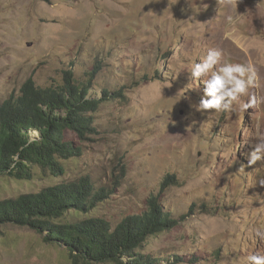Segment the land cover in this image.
Instances as JSON below:
<instances>
[{
    "label": "rangeland",
    "instance_id": "374dc122",
    "mask_svg": "<svg viewBox=\"0 0 264 264\" xmlns=\"http://www.w3.org/2000/svg\"><path fill=\"white\" fill-rule=\"evenodd\" d=\"M228 16L239 21L230 26ZM209 48L255 69L259 86L243 102L264 96V0H0L1 97L29 79L63 83L68 71L92 79V93H111L87 135L66 131L82 153L60 160L63 176L33 167L28 180L0 177V202L89 177L110 191L96 214L114 225L154 199L178 221L144 244L158 264H246L264 254L254 235L264 229V160L248 163L264 136V103L196 111L205 86L190 70ZM0 264L115 263L7 225Z\"/></svg>",
    "mask_w": 264,
    "mask_h": 264
},
{
    "label": "trees",
    "instance_id": "16d2710c",
    "mask_svg": "<svg viewBox=\"0 0 264 264\" xmlns=\"http://www.w3.org/2000/svg\"><path fill=\"white\" fill-rule=\"evenodd\" d=\"M92 79L80 80L68 71L63 83L40 87L29 79L20 93L0 96V177L21 180L40 167L61 177L60 160L79 157V147L66 139V131L87 135L94 115L111 93H92ZM110 191L89 177L65 181L38 193L0 202V228L28 226L44 234V240L68 248L73 255L95 263L158 264L144 253L148 238L178 225L154 199L148 210L112 224L96 214Z\"/></svg>",
    "mask_w": 264,
    "mask_h": 264
},
{
    "label": "clouds",
    "instance_id": "9594fccd",
    "mask_svg": "<svg viewBox=\"0 0 264 264\" xmlns=\"http://www.w3.org/2000/svg\"><path fill=\"white\" fill-rule=\"evenodd\" d=\"M228 24L234 26L239 17L228 16ZM227 35V33H226ZM190 79L202 80L204 95L198 104H192L196 111L203 113L206 110H215L217 113H231L239 105L241 111H246L258 103H264V96H250L247 102L241 97L248 95L249 89L258 87L256 71L250 64L232 62L227 59L223 50L209 48L206 55L193 62L190 70ZM249 165L264 160V136H258L248 154ZM260 183L264 185V180ZM254 235L264 242V229H256ZM122 264H127L122 257ZM246 264H264V254L259 252L246 257Z\"/></svg>",
    "mask_w": 264,
    "mask_h": 264
},
{
    "label": "bare ground",
    "instance_id": "6f19581e",
    "mask_svg": "<svg viewBox=\"0 0 264 264\" xmlns=\"http://www.w3.org/2000/svg\"><path fill=\"white\" fill-rule=\"evenodd\" d=\"M254 16V15H253ZM263 17V16H262ZM240 42V41H239Z\"/></svg>",
    "mask_w": 264,
    "mask_h": 264
}]
</instances>
